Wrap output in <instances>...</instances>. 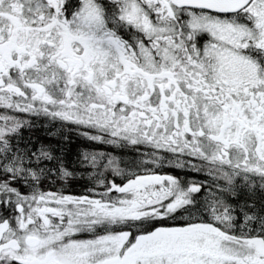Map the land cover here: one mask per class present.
<instances>
[{"label": "snow or ice", "instance_id": "obj_1", "mask_svg": "<svg viewBox=\"0 0 264 264\" xmlns=\"http://www.w3.org/2000/svg\"><path fill=\"white\" fill-rule=\"evenodd\" d=\"M0 264H264V0H0Z\"/></svg>", "mask_w": 264, "mask_h": 264}, {"label": "flooded vegetation", "instance_id": "obj_2", "mask_svg": "<svg viewBox=\"0 0 264 264\" xmlns=\"http://www.w3.org/2000/svg\"><path fill=\"white\" fill-rule=\"evenodd\" d=\"M52 133L53 135H51ZM26 135H31L33 139H38L39 141L45 144H55L60 145L63 143L76 144L78 146V155L82 151H109L114 152V154L121 156V167L131 166L135 160V151L130 147H120L118 149L108 148L107 146L94 144L85 140L83 137L77 134L75 131H70L65 128L63 130H59L57 127H37L28 133L26 131ZM67 137V140H64L63 137ZM77 155V157H78ZM71 168V167H70ZM87 182L85 180L76 179L74 181H70V186L66 189L67 192H70L74 195L86 194L85 193V184ZM55 190V189H54Z\"/></svg>", "mask_w": 264, "mask_h": 264}, {"label": "trees", "instance_id": "obj_3", "mask_svg": "<svg viewBox=\"0 0 264 264\" xmlns=\"http://www.w3.org/2000/svg\"><path fill=\"white\" fill-rule=\"evenodd\" d=\"M53 145V144H52ZM58 149H62L64 158L69 167L72 166L73 162L77 159L78 146L70 143H63L60 145H55Z\"/></svg>", "mask_w": 264, "mask_h": 264}]
</instances>
